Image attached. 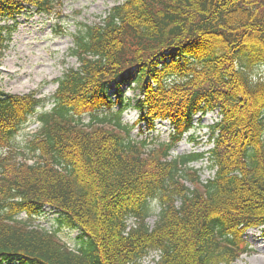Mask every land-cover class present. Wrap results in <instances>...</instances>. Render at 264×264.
I'll list each match as a JSON object with an SVG mask.
<instances>
[{"label":"trees","instance_id":"1","mask_svg":"<svg viewBox=\"0 0 264 264\" xmlns=\"http://www.w3.org/2000/svg\"><path fill=\"white\" fill-rule=\"evenodd\" d=\"M60 2L0 0V21ZM7 30L0 24V44ZM72 40L78 66L50 98L0 91V264H140L151 252L157 264L235 262L246 231L264 226V76L251 75L264 70V0H123ZM125 82L135 101L122 98ZM128 108L138 112L132 126L122 122ZM215 111L214 176L202 184L189 166L205 153L170 152L196 115ZM30 117L39 128L15 147ZM156 122L171 126L167 143L132 139ZM150 202L160 209L153 227ZM45 209L78 232L77 250L32 226Z\"/></svg>","mask_w":264,"mask_h":264},{"label":"rangeland","instance_id":"2","mask_svg":"<svg viewBox=\"0 0 264 264\" xmlns=\"http://www.w3.org/2000/svg\"><path fill=\"white\" fill-rule=\"evenodd\" d=\"M123 0H61L60 5L49 14H37L33 9H26L15 21H0L8 27L4 33V43L0 44V91L13 95L34 93L38 98H50L56 89L55 80L71 68H77L76 59L70 55L73 46V35L81 25L93 26L101 22L108 10L121 4ZM251 75L258 79L264 76V70L254 69ZM124 101H135L140 94L134 83H122L120 87ZM115 85L108 87V95L115 101ZM50 105L43 111L49 110ZM112 111H116L114 106ZM108 109H101L97 115L109 113ZM39 111V110H38ZM138 119V112L128 108L122 114V122L132 126ZM217 112L206 115H196L193 118V127L186 132L181 141L171 150V157H180L191 153H205L202 160L192 163L189 167L198 171L199 181L202 184L214 176L209 169L207 152L212 148L208 143L209 127L218 120ZM84 122L89 116L83 117ZM39 125L35 117H30L15 138V147L22 149L25 143L38 130ZM141 130V133H139ZM172 132L168 122H156L153 131H148L143 124L135 127L131 132L132 139L146 140L148 148L165 144ZM153 142V143H152ZM191 188V184H187ZM156 202H150L146 223L153 227L159 214ZM57 216L51 210L45 209L36 218L29 222L34 227L46 231H58L57 237L70 250L78 249L75 230L61 229L57 226ZM18 219L27 220L24 214ZM243 240L246 251L232 264H264V226L250 229L244 234ZM158 257L154 252L149 253L140 264H157Z\"/></svg>","mask_w":264,"mask_h":264}]
</instances>
